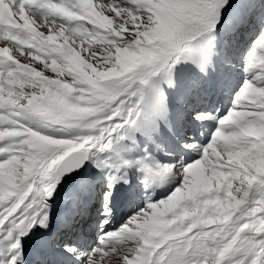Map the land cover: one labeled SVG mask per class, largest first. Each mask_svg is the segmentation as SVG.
<instances>
[{
	"label": "snow or ice",
	"instance_id": "snow-or-ice-1",
	"mask_svg": "<svg viewBox=\"0 0 264 264\" xmlns=\"http://www.w3.org/2000/svg\"><path fill=\"white\" fill-rule=\"evenodd\" d=\"M253 29L227 113L186 121L180 66L226 88L217 61ZM0 44V264H264V0H0ZM207 119L209 142H191ZM166 149L175 163L156 159ZM77 171L53 230L50 201ZM169 176L180 184L154 200ZM120 188L144 203L111 229ZM89 229L90 247L70 238Z\"/></svg>",
	"mask_w": 264,
	"mask_h": 264
},
{
	"label": "rangeland",
	"instance_id": "rangeland-1",
	"mask_svg": "<svg viewBox=\"0 0 264 264\" xmlns=\"http://www.w3.org/2000/svg\"><path fill=\"white\" fill-rule=\"evenodd\" d=\"M121 2H122V1H121ZM257 34H258V31H257L256 35H257ZM256 35L253 36L252 39H251V41L248 42L250 46H251L252 40L255 39ZM248 37H249V36H248ZM58 42H59V41H58ZM245 42H246V41H244V40L239 41V42H237V43L235 44V46L238 47V48H240V47L243 45V43H245ZM18 55H19V54H18ZM19 59H20V61H21L22 63H23V62H26L25 59H24L22 56H20ZM180 69H181V72L179 73V76H180V77H181L182 72H183L184 70H190L192 76H194L195 78H199V74H198V72H197V71H196L191 65H181V66H180ZM48 74H49V75H52L50 71H49ZM258 163H259L261 166H264V160L258 161Z\"/></svg>",
	"mask_w": 264,
	"mask_h": 264
},
{
	"label": "bare ground",
	"instance_id": "bare-ground-1",
	"mask_svg": "<svg viewBox=\"0 0 264 264\" xmlns=\"http://www.w3.org/2000/svg\"><path fill=\"white\" fill-rule=\"evenodd\" d=\"M0 46H2V44H0ZM22 63V62H21ZM24 63V62H23ZM167 94L169 95V93L167 92ZM67 197V196H66ZM65 197V198H66ZM59 201H57V203H58ZM71 202V201H70ZM69 202L68 201H66V200H63L62 201V204L59 206V205H57V204H55V205H53V211H52V213H51V216H50V220H49V223H52L53 221H54V219H55V224H57L58 222H59V219L63 216V214H64V211H65V208L67 207V206H69Z\"/></svg>",
	"mask_w": 264,
	"mask_h": 264
},
{
	"label": "water",
	"instance_id": "water-1",
	"mask_svg": "<svg viewBox=\"0 0 264 264\" xmlns=\"http://www.w3.org/2000/svg\"><path fill=\"white\" fill-rule=\"evenodd\" d=\"M79 176V172H73L71 174H68L67 176H65L61 181L60 183H63L62 184H58L56 189H55V192L56 194H61L64 190H66L68 188V186H70Z\"/></svg>",
	"mask_w": 264,
	"mask_h": 264
}]
</instances>
